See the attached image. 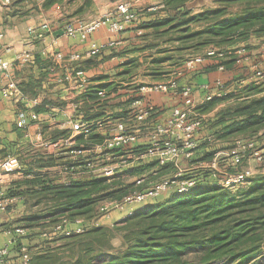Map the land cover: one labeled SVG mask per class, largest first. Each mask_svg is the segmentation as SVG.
<instances>
[{"label": "trees", "instance_id": "obj_1", "mask_svg": "<svg viewBox=\"0 0 264 264\" xmlns=\"http://www.w3.org/2000/svg\"><path fill=\"white\" fill-rule=\"evenodd\" d=\"M190 1L165 0L161 9L165 15L147 23V27L152 29L153 41L162 39L163 44L172 45V48H158L160 44L152 42L145 47L161 50L165 56L157 58L160 62L168 60L178 65L187 59V55L188 58L203 55V51L211 48L223 57L213 58L217 63L203 70H215L219 66L227 70L246 57L242 53L247 54L254 48L252 41L264 42V0H222L215 8L197 12L188 4ZM232 2L243 4L233 12L228 7ZM172 53L174 55L171 56ZM233 81L236 95L224 94L196 105L198 113L208 112L226 99H241L234 107L220 110L212 118L202 119L200 132L205 130L207 134L197 139L192 163L209 161L218 149L228 148L234 138L253 140L257 133L264 136V80L259 82L239 76ZM38 82L30 77L19 84L20 89L33 98ZM116 117L122 120L127 116L121 111ZM253 141L262 151L263 163L264 140L257 138L258 142ZM54 165L51 160L35 162L38 171L27 180V185L33 189L27 193H35V204H43V208L15 223L20 222L22 228L44 230L53 229L62 220L73 222L82 219L90 223L80 233L88 238L85 251L95 253L86 264H195L184 260V256L197 250L203 251L200 264H250L264 253V177H251L243 186L234 188L236 193L233 194L232 189L213 182L208 170L190 169L184 177L197 180V186L190 192L179 196L161 195L146 201L139 208H134L132 216L109 228L95 226L92 221L99 218L96 214L98 205L116 193L120 199L127 194L124 190L126 185L119 177L143 173L146 176L140 180L145 181L148 176L149 186L163 179L166 172L174 174L175 168L170 164L159 166L148 161L120 171L117 180H114L117 175L101 178L69 174L60 182H54L46 172H39ZM7 195L15 196V193ZM44 218H48L47 221H42ZM108 233L119 237L121 248L101 245L97 236ZM14 246L15 251L20 252V248L26 245L17 238ZM18 264H21L20 256Z\"/></svg>", "mask_w": 264, "mask_h": 264}, {"label": "crops", "instance_id": "obj_2", "mask_svg": "<svg viewBox=\"0 0 264 264\" xmlns=\"http://www.w3.org/2000/svg\"><path fill=\"white\" fill-rule=\"evenodd\" d=\"M119 2L129 3L132 11L139 16V21L128 26L123 32L113 34L102 26L92 33L86 42L63 35L64 26L67 23H86L96 20L105 12L114 10ZM164 3L165 0H17L4 10H0V57L12 62L15 55L22 51L29 52L31 56L28 65L22 68L15 66L14 69V77L22 96H17L14 100L0 98V157L17 156L20 161V169L7 176L0 185L1 194L8 197L7 194L15 193V196L9 197L11 201L8 208L0 213V248L9 246L8 264H18L20 253L17 256L14 246L17 238H20L22 244L32 246L35 250L33 246L35 239L43 241V237L58 233L54 230L57 225L51 230L35 229V227L28 229L22 228L20 222H15L28 215H35L43 208V204H35V193L33 195L27 193L28 190H33L27 185V180L33 178V173L38 171L35 169V162L54 161L53 167L39 170L42 173L46 172L54 182H60L64 176L62 170L70 158L66 154L67 150L62 140L70 134L64 122L67 114L74 109L71 107L72 104L77 105V117L86 121L102 122V127L94 130L87 138L92 143H100L103 140L114 123L120 120L116 115L121 111L127 116L138 105L150 108L148 121L154 125L163 123L171 109L178 105L177 92H140L139 88L142 85L152 83L148 80L146 72L141 73L138 69L130 74L129 71L126 72L130 63H142L144 53L153 50L145 49L150 43L157 42L151 39L152 29L147 27V23L165 15L161 10ZM43 24H48L49 31L43 32L41 38L30 34L33 30L40 31L39 28ZM107 41H115L117 44L114 48L92 57L86 54L90 43L102 44ZM158 44H160L158 48H172V45L162 42ZM209 49L211 48L207 50ZM46 52L81 55V59L74 66L83 70L89 78L87 89L79 94L78 91L59 84L56 78L72 72L73 68L56 66L55 71L50 73L48 67L51 62L47 60ZM186 58L188 59V55ZM184 62L176 65L173 75L179 86L192 87L197 105L204 102L207 95L216 97L214 95L219 92L221 96L232 93L236 95L233 80L243 76L245 68L248 67V64L239 62L231 69L219 71L217 68L205 71L204 67L217 63L216 60L207 58L193 70H186ZM126 73H128L127 76L129 75L127 80L130 78L127 81L128 84L121 85L120 79ZM30 77L39 80L36 95L33 98L25 95L19 85ZM157 82L162 81L153 83ZM217 82L222 87H215ZM202 86L204 89L201 88ZM98 91H103L106 97L98 98L96 95ZM239 100L230 98L217 103L206 115L207 118L214 117L221 106L223 109L234 107ZM137 102L138 104L134 105ZM229 104L233 106H225ZM31 113L38 115L37 122L30 119ZM21 114L27 126L24 129L18 128L16 124ZM206 134L205 130L199 131L196 137L200 139ZM43 140L48 141L47 147L39 146ZM78 140L81 141L82 138L79 137ZM100 158L101 161H106L105 156L102 155ZM109 217V221L115 219L118 221L121 214L111 212ZM109 217L100 218L98 225H104L103 221L107 222ZM46 219L48 218L42 221H47ZM76 226L73 222L66 221L63 228L72 231ZM18 230L22 233L19 234Z\"/></svg>", "mask_w": 264, "mask_h": 264}, {"label": "built area", "instance_id": "obj_3", "mask_svg": "<svg viewBox=\"0 0 264 264\" xmlns=\"http://www.w3.org/2000/svg\"><path fill=\"white\" fill-rule=\"evenodd\" d=\"M17 0H0V10H4ZM139 21V16L132 11L129 3L119 2L114 10L105 12L98 19L90 22L67 23L64 26L63 35L67 38L78 39L81 42L88 41L90 35L100 27L105 26L108 32L119 34L128 26ZM40 31H31L32 36L42 37V33L49 31L48 24L40 26ZM115 41H107L102 44L90 43L86 54L89 57L114 48ZM238 54H241L239 51ZM47 60L51 65L48 67L50 73L55 71L56 66L72 67V72L63 77H57L59 84H64L81 94L89 84V78L83 70L76 68L74 64L81 59L77 53L64 55L59 52H46ZM30 53L22 51L17 53L12 62L0 57V98L14 100L17 96H22L14 77L15 66L22 68L29 64ZM222 54L213 49L206 50L203 55H196L188 58L184 62L186 70H193L201 65L205 59L221 58ZM224 68L218 67L219 71ZM257 77L263 75L256 73ZM216 83L215 87H220ZM222 87V86H221ZM204 89V87H201ZM140 92L166 93L168 91L177 92L179 103L163 123L151 125L149 123L150 108L139 107L133 109L125 119L117 120L100 143H92L87 140L94 130L102 127L100 121H86L77 117V105L72 104L73 111L67 114L64 125L67 126L70 134L62 140L70 160L64 165L62 173L64 176L72 174H88L101 178H113L120 171L129 168L131 165L154 161L159 166L170 164L175 168V173L169 178H163L150 184L143 190H135L119 200H109L103 202L99 207L101 218H108L111 212H118L122 216L120 219L130 217L134 213L136 205L154 200L161 195L174 194L184 195L197 186L194 177H184L186 171L190 169H206L210 172L213 182L223 188H236L245 184L254 172L251 168L244 166L246 156L252 158L258 164L263 161L262 151L253 140L244 138H234L228 148L218 149L212 158L206 162L192 163L197 148V133L202 126V117L196 112L193 89L190 85L179 86L175 77L162 82L142 85ZM97 97L104 99L106 94L103 91L96 93ZM220 97V92L214 95ZM19 97V98H20ZM213 95L205 96L206 101ZM35 105V100L32 101ZM135 103L134 105H137ZM30 119L37 122L39 117L35 113L30 114ZM18 128H26L23 114L17 121ZM79 137L82 138L79 141ZM48 141L39 143L41 147H47ZM105 156L106 161H101L100 156ZM20 169V161L17 156L0 157V185L3 180ZM142 182L143 179L139 180ZM11 198L0 193V213L4 212L9 205ZM76 226L74 233H82L87 227V223L81 219L73 221ZM93 225H98V218L92 221ZM66 224L62 220L54 230L59 231ZM18 233H22L18 230ZM21 264H28L30 255L25 246L20 248ZM9 246L0 248V264H8Z\"/></svg>", "mask_w": 264, "mask_h": 264}, {"label": "rangeland", "instance_id": "obj_4", "mask_svg": "<svg viewBox=\"0 0 264 264\" xmlns=\"http://www.w3.org/2000/svg\"><path fill=\"white\" fill-rule=\"evenodd\" d=\"M221 1L222 0H191L188 4L191 5V8L194 10V12H197V11H202L208 8H215L216 6L219 5V2ZM228 4H229L228 5L229 9L234 12L236 10H239V8L242 6L243 3L232 2ZM161 41L162 39L157 40L158 43H160ZM252 42H253L252 45L254 48L250 50V52H248L247 54L242 53L243 54L242 56H244L245 54L246 57H243V60L240 63L248 64L247 65L248 67L246 68L244 67L245 68V71L243 73L244 77H248L249 79L258 80L259 82H261L264 80V42L262 41H258V42L252 41ZM160 51L161 50L146 51L144 53L145 60L143 59L142 63L134 64L132 62L129 64V66L127 67V69L129 70V74L135 69H138L139 72L141 73L146 72L145 74L149 78L147 79L151 81L152 83L155 81H166L169 79H173L175 77V75L173 74H174V69L176 65L168 63L170 62L168 60L160 62L157 58H160V56L161 57L165 56V54H163ZM172 55L174 54L172 53L171 56ZM139 65L141 66L139 67ZM259 72L263 75L262 77L256 76V73H259ZM127 74L128 73H126L125 76L121 77L120 79L121 85L128 84L127 81H129L130 78L127 80V77L129 76V75L127 76ZM230 105L233 106L232 104L225 105V106H230ZM222 109H223V106H221L218 109V111ZM209 113L210 111L208 112L206 111V112H199L198 114L202 118L204 117L207 118L206 115H208ZM255 136H256L255 138H252L255 141H257V138L264 140V136L262 133H257ZM138 166L140 165L134 164V165H131L129 168H134ZM244 166H247L253 170L255 178L264 177V162L261 164H258L252 158H248L246 156V159L244 161ZM118 174L114 180H117L118 176L120 175ZM143 175L144 174L142 173V174L130 176L127 178L119 177V179L123 180V182L126 185V188L124 190L127 191V194L135 190L143 189L148 186L149 182H151L148 180L150 179L148 176L147 178L145 177L147 180L143 182L141 181L139 182L140 178L146 176V175L144 176ZM172 175L173 174H171V172H166L165 176L162 178H169ZM231 192L235 194L236 190L232 188ZM118 196H119V193H116L113 198H110L106 201L118 200L120 199ZM165 196H167V193L163 194V197ZM139 206L140 205H136L134 208L135 209L139 208ZM99 207L100 206L98 205V208L96 209V214L99 215L98 220L101 218V214L99 213ZM120 218L121 217H119L118 221H115L116 219L114 221L113 220L109 221L110 220V217H109L107 222H104L106 221L104 220L106 218H104L103 224L104 223L105 224L103 226L112 228L114 227L115 223L122 220ZM86 223L88 224V222ZM89 224L87 226H89ZM56 232H58L56 235L51 234L50 237H43L44 238L43 241H39L38 239H35V245H33L35 246V250H34V247L32 246H29L30 248H27L30 253V261L33 260L34 263L39 262V264H79V263L86 264L90 256H93L95 254V253L89 254L87 251H85V245L88 242V238L83 237V235H81L80 233L78 234L74 233L68 228L66 229L62 228L61 230L56 231ZM97 237H99L98 239L100 240L101 245L111 246V248H115V249L121 248V241L119 237L117 236H112L110 233H108L104 236H97ZM36 240L38 242H36ZM202 254H203L202 250L191 252L184 256V260L188 262H194L195 264H200L199 261L202 258ZM18 255H19V252H17V256ZM208 264H227V263L214 262V263H208ZM250 264H264V253H262L259 257H257Z\"/></svg>", "mask_w": 264, "mask_h": 264}]
</instances>
